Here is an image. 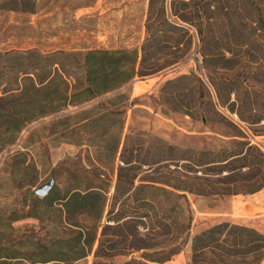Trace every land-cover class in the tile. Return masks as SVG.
I'll use <instances>...</instances> for the list:
<instances>
[{"label": "trees", "instance_id": "1", "mask_svg": "<svg viewBox=\"0 0 264 264\" xmlns=\"http://www.w3.org/2000/svg\"><path fill=\"white\" fill-rule=\"evenodd\" d=\"M179 4V9H172L178 21H169L163 3L155 8L149 1L139 55L135 50L1 55L4 64L15 68V87L3 90L6 97H0L14 102L10 110L0 109V135L7 136L0 152L15 142L22 129L38 121L40 129L64 125L70 135L88 131L93 135L86 140H97L114 159L124 123L121 107L126 100V85L136 76L182 63L191 46V36L183 24H193V18L199 20L194 28L198 69L204 72L216 104L235 114L245 126L264 122V0H220L214 9L205 0H182ZM233 14L236 22L223 23L221 15L227 18ZM73 65L79 71L76 75L70 71ZM71 107L78 110L68 112ZM69 120H73V127L67 129ZM75 136L76 141L80 135ZM128 141L126 137L119 151L120 164L109 198L108 183L82 175H75L74 183L58 198L66 220L88 216L91 226L71 223L78 229L46 244L2 245L0 264H75L84 259L106 202L91 264H115V258L135 252H141L138 258L131 257L122 264H163L186 243L190 247L187 264L261 262L264 234L254 228L220 222L190 237L192 216L186 194L257 192L264 180L255 185L249 181L264 173V152L243 140L227 151L160 145L140 155L128 149ZM142 166L154 176L137 178ZM23 216L32 215L28 212ZM139 229L144 231L140 234Z\"/></svg>", "mask_w": 264, "mask_h": 264}, {"label": "rangeland", "instance_id": "2", "mask_svg": "<svg viewBox=\"0 0 264 264\" xmlns=\"http://www.w3.org/2000/svg\"><path fill=\"white\" fill-rule=\"evenodd\" d=\"M149 1L0 0V97H6V94H2L3 90L15 87V68L8 67L1 58L8 52L83 55L87 51L135 50L139 55L145 38ZM180 1L152 0V4L157 8L163 3L165 17L169 21H178L172 16V9H179ZM183 1L196 3L201 0ZM205 1L211 2V9H214L220 0ZM221 19L223 23L237 20L234 14L227 18L221 15ZM198 22L197 18H193L191 25L179 21L191 36V46L182 63L147 76H136L126 85V100L121 107L124 110V123L114 159L97 140H86L93 135L88 131H75L70 135L65 132L64 125L40 129L41 122L38 121L22 129L15 142L0 152V246L36 242L46 244L77 230L71 223L91 226L92 221L88 216L66 220L62 216L58 198L66 187L74 183L75 175L93 181L103 179L108 183L109 198L120 164L119 151L126 137H129L128 149L140 155L160 145L227 151L243 140L264 152V122L248 127L239 122L235 114L220 108L204 72L198 69L194 29ZM70 71L73 75L79 73L75 65ZM11 100L0 99V109L10 110L14 103ZM94 103H89L85 108ZM77 108L71 107L67 111H77ZM65 125L70 129L73 120ZM77 133L80 137L75 141ZM6 137L0 135V144ZM241 171L245 172V169ZM145 175L146 179L154 176L142 166L137 178ZM50 179L53 180V187L49 193L42 198L34 195L33 190ZM263 180L264 173L255 176L249 183L255 185ZM248 195L198 196L187 193L192 216L189 236L220 222L251 227L264 234V213L260 209L248 208L244 203ZM106 210L107 202L89 254L75 264H91ZM28 212L32 216L24 217ZM15 217L20 218L11 220ZM143 231L138 230L140 234ZM140 253L117 257L114 263L122 264L131 257L138 258ZM189 255L190 247L186 243L177 255L163 264H187ZM259 264H264V258Z\"/></svg>", "mask_w": 264, "mask_h": 264}, {"label": "crops", "instance_id": "3", "mask_svg": "<svg viewBox=\"0 0 264 264\" xmlns=\"http://www.w3.org/2000/svg\"><path fill=\"white\" fill-rule=\"evenodd\" d=\"M244 203L248 205L250 210L252 208H256L260 209L262 213H264V187L255 193L249 194L244 200Z\"/></svg>", "mask_w": 264, "mask_h": 264}, {"label": "water", "instance_id": "4", "mask_svg": "<svg viewBox=\"0 0 264 264\" xmlns=\"http://www.w3.org/2000/svg\"><path fill=\"white\" fill-rule=\"evenodd\" d=\"M52 187H53V180L50 179L47 183H44L43 185L35 188L33 190V193L37 197L42 198L49 193V191L52 189Z\"/></svg>", "mask_w": 264, "mask_h": 264}]
</instances>
